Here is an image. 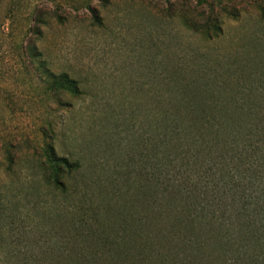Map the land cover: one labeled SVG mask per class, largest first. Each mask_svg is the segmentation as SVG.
Masks as SVG:
<instances>
[{
  "label": "rangeland",
  "instance_id": "374dc122",
  "mask_svg": "<svg viewBox=\"0 0 264 264\" xmlns=\"http://www.w3.org/2000/svg\"><path fill=\"white\" fill-rule=\"evenodd\" d=\"M210 8L223 32L206 40L185 20ZM263 11L264 0H0V264L47 232L65 234L76 206L89 207L81 193L90 189L98 205L126 191V174L116 178L136 145L130 131L164 70L261 51L249 43L264 33ZM62 73L81 95L52 90ZM47 144L82 164L67 193L48 184Z\"/></svg>",
  "mask_w": 264,
  "mask_h": 264
},
{
  "label": "trees",
  "instance_id": "16d2710c",
  "mask_svg": "<svg viewBox=\"0 0 264 264\" xmlns=\"http://www.w3.org/2000/svg\"><path fill=\"white\" fill-rule=\"evenodd\" d=\"M194 13L189 30L222 34L212 8ZM249 46L261 51L164 70L130 131L136 145L116 178L126 174L127 190L98 205L81 193L89 207L76 206L65 234L47 232L14 264H264V33ZM50 80L57 93H82L67 73ZM44 154L48 184L67 193L82 164L52 144Z\"/></svg>",
  "mask_w": 264,
  "mask_h": 264
}]
</instances>
